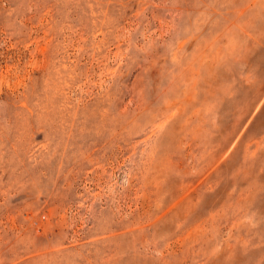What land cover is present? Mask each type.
I'll return each mask as SVG.
<instances>
[{
	"label": "rangeland",
	"instance_id": "1",
	"mask_svg": "<svg viewBox=\"0 0 264 264\" xmlns=\"http://www.w3.org/2000/svg\"><path fill=\"white\" fill-rule=\"evenodd\" d=\"M0 264H264V0H0Z\"/></svg>",
	"mask_w": 264,
	"mask_h": 264
}]
</instances>
